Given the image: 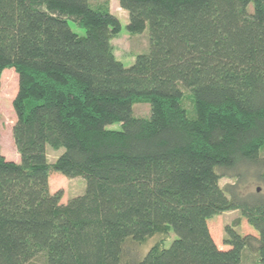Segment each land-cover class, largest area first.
Here are the masks:
<instances>
[{
  "label": "trees",
  "instance_id": "16d2710c",
  "mask_svg": "<svg viewBox=\"0 0 264 264\" xmlns=\"http://www.w3.org/2000/svg\"><path fill=\"white\" fill-rule=\"evenodd\" d=\"M118 1L128 33L148 28L129 67L109 0H0L19 156L0 155V264H264V0ZM48 147L62 149L52 162ZM54 172L82 176L84 193L62 202ZM230 210L252 232L226 226L223 249L208 222Z\"/></svg>",
  "mask_w": 264,
  "mask_h": 264
},
{
  "label": "rangeland",
  "instance_id": "374dc122",
  "mask_svg": "<svg viewBox=\"0 0 264 264\" xmlns=\"http://www.w3.org/2000/svg\"><path fill=\"white\" fill-rule=\"evenodd\" d=\"M111 12L119 19L120 32L116 38L112 39L113 50L116 58L122 62L125 67H129L133 64L135 56L139 53H145L148 51L149 46V34L148 28L137 35H131L126 29L128 23L127 12L119 6L118 0H109ZM72 31L79 35H84V29L77 27L73 22H69ZM17 89V76L12 68L4 69L0 78V155H3L8 160L18 161L19 156L16 152L13 138H12V125L15 121V114L12 108V100ZM183 91V104L189 112H192V101L188 94V91L184 88ZM134 114L137 116H146L149 112V105L144 102L134 103ZM120 125L114 123L108 125L107 128L118 129ZM62 149L52 150L47 148L48 161L52 162L61 153ZM261 156L264 157V148L261 151ZM248 178L245 179L248 182V190H255L259 187L260 182L255 176V170L248 174ZM49 187L51 192L57 190L62 191V202L69 200L70 198L81 195L85 191V179L82 176L68 177L58 172H54L49 177ZM227 183H231L229 178H221L219 181L220 186H224ZM208 226L213 240L219 248L225 249L222 245V240L226 237L225 227L231 226L241 233H251L252 230L248 227L246 222L240 218V213L236 210L224 211L219 215L209 220ZM172 238V234L167 235L157 234L148 238L145 243L137 244L134 242H127L131 256L143 255L151 246L158 242L168 244ZM27 264H45L41 257L32 259Z\"/></svg>",
  "mask_w": 264,
  "mask_h": 264
}]
</instances>
